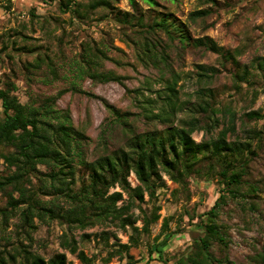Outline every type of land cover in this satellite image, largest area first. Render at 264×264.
I'll return each instance as SVG.
<instances>
[{
  "label": "rangeland",
  "instance_id": "1",
  "mask_svg": "<svg viewBox=\"0 0 264 264\" xmlns=\"http://www.w3.org/2000/svg\"><path fill=\"white\" fill-rule=\"evenodd\" d=\"M158 2L159 8L174 11L182 20H187L192 10L210 7V4H202L201 0ZM217 2L218 6L213 7V14L208 18L210 27L206 30L191 24V31L194 36L212 37L225 51L236 55L238 62L203 48L187 50L182 59H178L176 51H172L175 67L181 71L176 88L184 108L177 113L174 125H179L182 119H190L192 115H197L204 124L205 113L198 108L200 98L197 94L205 86L213 90L215 98L212 101L217 103V108H230L235 113L236 129L234 132L229 131V140L244 141L250 135L248 131H263V137L251 140L256 156L249 164L250 175L243 186V190H246L252 184L258 191L229 201L219 217V222L230 228L226 253L233 264H256L257 255L264 250V118L249 119L246 113L252 110L264 113V66L259 65L260 59H264V0ZM117 5L123 10H132L128 0H119ZM92 19L88 25H82L70 12L60 9L59 0H0V78L16 83V94L22 103L29 102L30 96L56 95L60 90L67 89L57 103L60 108H70L74 125L90 138L87 145L89 161L124 147L127 138L134 132L166 128V124L146 113V108L151 107L144 104V99L156 98L159 93L165 94V88L172 80V75L164 67L145 68L141 65L133 47L122 41L119 26L105 16L104 10L96 11ZM102 42H106L110 49L108 58L100 60V70L122 76L123 82H99L89 76L79 77L78 63L83 58L84 49ZM24 46L37 47L38 53L41 52L44 62L40 68L28 65L39 62L38 53L23 51ZM261 62L264 63L263 60ZM198 64L218 70L211 82L204 84L198 81ZM50 68L55 69L57 75L52 74ZM245 68L249 69L248 75L242 73ZM73 82L80 89H73ZM105 101L126 113V121L118 122ZM158 101L162 102L161 99ZM152 109L158 112L157 106ZM217 116L221 118L220 123L211 132L205 129L194 131L193 138L197 142L204 137H216L228 125V113L219 111ZM39 170L43 174L33 177V186H42L40 200L47 205L52 204V201L68 205L63 196L46 193L45 185L50 186L52 183L51 178L45 175L50 169L41 165ZM6 173L7 167L0 160V176ZM81 175L87 176L85 169L76 176V188L81 183ZM164 179L165 187L157 191L162 217L152 225L149 234L140 235L138 245L131 247L129 253L133 259H129L126 254H117L106 263L104 259L113 248L94 236L107 230L111 234L110 243H128L133 231L131 228L127 231L120 228L118 220L109 219L82 229L69 227L49 216H34V227H30L21 218L25 206L17 208L15 215L9 218L3 236L0 226V249L13 250V246L20 241L30 243L33 250L47 258L57 251H64L68 264H81L77 255L61 247V238L64 233H68L75 236L80 249L94 256L93 264H177L178 258L191 250L194 238L199 235L200 227L190 226L189 216H195L193 222H197L198 215L211 209L221 191L216 177H191L188 190H184L167 175H164ZM129 180L133 185L139 183L134 173H131ZM27 186L31 187L30 184ZM115 190L120 188H111L110 192ZM121 204L122 201L118 203ZM5 206L7 197L0 191V207ZM132 212L139 214L138 209ZM164 218L170 219L169 232L175 234L167 245L161 247L163 257L159 258L158 252L151 254V251L161 241L156 236L162 230ZM136 225L142 227V221H137ZM27 230L31 233V239L27 237ZM84 233H90L91 238L83 239ZM223 254L216 248L218 257Z\"/></svg>",
  "mask_w": 264,
  "mask_h": 264
},
{
  "label": "trees",
  "instance_id": "2",
  "mask_svg": "<svg viewBox=\"0 0 264 264\" xmlns=\"http://www.w3.org/2000/svg\"><path fill=\"white\" fill-rule=\"evenodd\" d=\"M118 1L59 0V7L64 12H70L82 25H88L96 11L104 10L105 16L119 26L122 41L133 47L142 66L164 67L169 71L172 80L165 88L166 93H159L156 98L144 99V104L151 107L146 108V113L167 127L134 132L127 138L124 147L89 161L87 145L90 138L74 125L70 108H60L57 103L67 89L60 90L56 95L30 96L29 102L22 103L16 94V83L0 78V160L7 167V173L0 176V191L7 197V206L0 207L1 234L3 236L6 233L9 218L21 206H25L21 218L30 227H34V216H49L69 227L77 226L82 229L109 219L118 220L120 228L125 231L131 228L133 231L128 243H110L111 234L107 230L94 236L113 248L104 259L106 263L117 254H126L129 259H133L129 253L131 247L138 245L140 235L149 234L152 225L162 217L157 191L165 187L164 175L184 190H188L191 177H216L221 195L209 211L198 215L197 222H193L195 216H189V225L200 227L199 235L194 238L191 250L179 257L176 263L233 264L226 253L230 242V228L219 222V217L229 201L258 191L252 184L246 190H243V186L250 175L249 164L256 156L251 140L263 137V131H248L250 135L244 141L229 140V131L234 132L236 129L235 113L230 108H217V103L212 101L215 98L213 90L204 88L205 86L197 94L200 98L198 108L205 113L204 124L197 115H192L190 119H182L179 125H174L177 113L184 108L176 88L181 71L175 67L176 60L171 55L172 51H176L178 59H182L187 50L203 48L238 62L236 55L225 51L212 37L194 36L191 31V24L206 30L210 27L208 18L218 2L201 0L202 4H210V7L192 10L187 20H182L174 11L159 8L158 0H128L132 10H123L117 5ZM22 49L27 53H38L37 47L24 46ZM109 49L106 42L86 47L83 58L78 63L79 77L89 76L99 82H123L122 76L100 70V60L108 58ZM261 60L264 61L260 59L259 65L264 66ZM38 61L28 65L40 68L44 62L41 52L38 53ZM47 61L51 62L50 58ZM50 70L57 75L55 69ZM217 72L215 67L198 64L196 76L200 83L205 84L211 82ZM242 73L248 75L249 69L245 68ZM72 87L80 89L76 82H73ZM105 105L118 122L126 121V113L107 101ZM155 106L158 107V112L152 109ZM219 111L229 114L228 125L216 137H204L197 142L193 138L194 131L205 129L206 132H211L220 123L221 118L217 116ZM246 117L262 119L264 113L252 110L246 113ZM41 165L50 169L45 175L52 180L50 186L45 185L46 193H52L56 197L63 196L68 205L55 204L53 201L47 205L40 200L42 186H33V177L43 174L39 170ZM82 169L86 170L87 176H79L81 183L76 188L75 179ZM131 173L135 174L139 182L137 185L129 180ZM114 187H119L120 190L110 192ZM120 201L122 204L118 205ZM134 209H138L139 214L132 212ZM139 220L142 221V227L136 225ZM169 224L170 219L164 218L162 230L156 236L161 241L151 251V254L158 252L159 258L163 257L161 247L167 245L175 234L169 232ZM26 234L31 239L29 230ZM82 238L89 239L91 234L84 233ZM60 244L71 254L77 255L81 264L95 262L94 256H89L80 249L75 236L64 233ZM216 248L224 254L218 257ZM257 256L256 264H264V250ZM0 264H68V258L64 251H57L47 258L33 250L30 243L19 241L13 246V250L0 249Z\"/></svg>",
  "mask_w": 264,
  "mask_h": 264
}]
</instances>
